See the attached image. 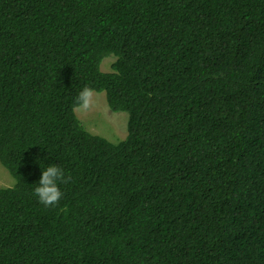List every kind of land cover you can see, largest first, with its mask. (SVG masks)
<instances>
[{
  "label": "trees",
  "instance_id": "trees-1",
  "mask_svg": "<svg viewBox=\"0 0 264 264\" xmlns=\"http://www.w3.org/2000/svg\"><path fill=\"white\" fill-rule=\"evenodd\" d=\"M0 165V264H264V0H0Z\"/></svg>",
  "mask_w": 264,
  "mask_h": 264
},
{
  "label": "rangeland",
  "instance_id": "rangeland-1",
  "mask_svg": "<svg viewBox=\"0 0 264 264\" xmlns=\"http://www.w3.org/2000/svg\"><path fill=\"white\" fill-rule=\"evenodd\" d=\"M113 61V58H107L101 65L102 71L110 72ZM75 113L83 126L91 133L99 134L111 142H118L117 139H124L127 135L128 114L112 113L108 108L104 93L90 95L87 103L77 108ZM14 183L10 173L0 165V187H11Z\"/></svg>",
  "mask_w": 264,
  "mask_h": 264
},
{
  "label": "bare ground",
  "instance_id": "bare-ground-1",
  "mask_svg": "<svg viewBox=\"0 0 264 264\" xmlns=\"http://www.w3.org/2000/svg\"><path fill=\"white\" fill-rule=\"evenodd\" d=\"M75 112H76V110H75Z\"/></svg>",
  "mask_w": 264,
  "mask_h": 264
}]
</instances>
